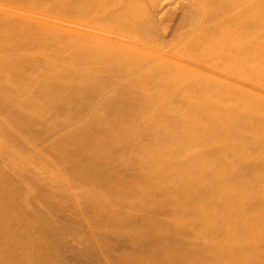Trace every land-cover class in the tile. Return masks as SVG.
<instances>
[{"label":"bare ground","instance_id":"obj_1","mask_svg":"<svg viewBox=\"0 0 264 264\" xmlns=\"http://www.w3.org/2000/svg\"><path fill=\"white\" fill-rule=\"evenodd\" d=\"M161 1L0 0V264H264V0Z\"/></svg>","mask_w":264,"mask_h":264},{"label":"rangeland","instance_id":"obj_2","mask_svg":"<svg viewBox=\"0 0 264 264\" xmlns=\"http://www.w3.org/2000/svg\"><path fill=\"white\" fill-rule=\"evenodd\" d=\"M179 2H180V0H177V1H175V0H162L161 1V7H163V10L164 11H173V9H175V8H177L178 7V5H179ZM138 4L139 5H143V4H145V1H140V2H138ZM77 84V83H76ZM115 88V85H112V86H110V88H109V90L110 91H112L113 89ZM30 110H32V108H30ZM77 123L78 124H83V118L81 117V118H79L78 119V121H77ZM61 128V126L59 127V129ZM32 132H34L35 133V136L38 138V139H41V136H39L38 134H37V130L36 129H33L32 130ZM264 155V154H263ZM263 158H264V156H262ZM261 158V157H260ZM257 159V156L255 155L254 156V154H251V153H249V154H245V155H243V156H241V158L236 162V161H233V163H234V166H235V168L238 170V168H239V166H240V164L242 163V162H244V163H248L247 161H254V160H256ZM247 160V161H246ZM247 200V199H246ZM68 218H66V220H67ZM41 238H44V236H43V234L42 233H40V235H39Z\"/></svg>","mask_w":264,"mask_h":264}]
</instances>
